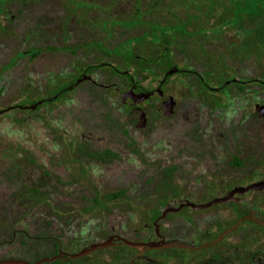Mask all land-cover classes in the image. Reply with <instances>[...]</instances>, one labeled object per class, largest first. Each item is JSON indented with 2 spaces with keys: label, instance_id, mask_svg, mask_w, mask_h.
<instances>
[{
  "label": "rangeland",
  "instance_id": "rangeland-1",
  "mask_svg": "<svg viewBox=\"0 0 264 264\" xmlns=\"http://www.w3.org/2000/svg\"><path fill=\"white\" fill-rule=\"evenodd\" d=\"M258 2L264 4L259 0H0V240H6L9 253L36 259L41 249L52 250L54 239L65 251H77L96 238H105L110 226L127 228V234L135 238L132 230L149 223L155 206L168 194L162 176L146 177L158 163L141 157L159 153L163 140L181 146L196 143L204 158L217 153L223 164L231 150L222 133L240 143L244 139L251 170L255 164L264 165V119L252 118L245 127L221 115L215 118V137L212 100L219 96L205 90L191 73L177 72H200L208 86L215 85L211 75L219 67L226 72L230 53L244 56L243 49L232 45L234 37L226 28L213 32L211 27L226 19L216 17L217 11L229 4L243 8L242 3L244 9H252ZM262 47L254 44L247 50L251 72L259 69L255 57H260L259 49L264 57ZM136 53L140 58L133 60ZM104 62L114 69H129L149 88L156 86L169 66L175 68L165 86L178 100L175 116L166 119L168 126L150 125L149 136L126 133V113L113 93H97L86 102L77 96L69 103L72 94L66 87L78 72ZM96 72L105 82L117 78L103 65ZM60 90L64 91L56 100L28 108ZM260 96L264 100V93ZM255 98L250 96L249 112ZM151 110V120H159L156 109ZM238 117L239 123L241 113ZM77 123H89L92 132L104 137L103 145L120 152L115 160L94 163L88 176L87 163L74 158L69 148V139L77 136L72 125ZM214 138L218 150L213 149ZM203 168L213 166L204 161ZM219 169L227 172V168ZM201 179L203 188H170V194L201 203L226 189L210 188V172ZM230 210V205L194 212L183 208L171 217L200 218ZM198 228L192 224L174 232ZM117 260L111 248L68 264H118Z\"/></svg>",
  "mask_w": 264,
  "mask_h": 264
},
{
  "label": "flooded vegetation",
  "instance_id": "flooded-vegetation-1",
  "mask_svg": "<svg viewBox=\"0 0 264 264\" xmlns=\"http://www.w3.org/2000/svg\"><path fill=\"white\" fill-rule=\"evenodd\" d=\"M259 1L264 2V0ZM258 4H255L252 9H244V3H242L243 8H235L229 4L226 10L217 11L216 17L222 16L226 19L222 21H225L224 23L212 26L211 28H215L213 32L217 33L226 28L234 37L232 45L243 49L244 56H236L237 51L230 53L232 57L229 59V65L231 66L226 72H222L219 67L211 75L212 80L216 82L215 85L208 86L205 76L200 72L188 69L177 71L182 74L191 73L205 90L219 96L217 99H213L214 101L212 100V106L215 109L211 114V127L214 129L212 133L215 137L218 134L215 132L218 127L215 118L221 115L227 122L232 119L235 120V125L242 124L245 127L252 118L257 122L264 119L260 108L264 106V100L261 96L258 97L259 94L264 93V57L259 49L257 54L261 55L259 58L255 57L259 65L256 72H251L247 58L251 55L247 50L254 44L264 47V4H260V2ZM42 44L48 45V42ZM138 58L140 56L136 53L133 60ZM102 65L108 67L117 78L110 82H105L106 79L101 80L96 71L98 68L101 69ZM174 69L169 66L161 75L156 86L149 88L140 83L129 69H114L108 62L99 65L89 64L85 66L86 71L78 72L76 78L66 87V90L72 94L69 103L74 102L77 96L86 102L88 98H92L97 93L102 96L113 93L119 96L122 110L126 113L128 121L126 133L134 136H149L153 128L150 125L162 123L168 126L166 119L175 116L177 97L165 88L173 72L171 70ZM74 70L78 69L74 68ZM230 86L233 88L230 89ZM63 91L60 90L52 95L49 94L51 96L42 97L40 101L28 108H38L43 103L52 102L61 97ZM250 96L256 97L251 112L248 111ZM170 97L171 100L167 101ZM73 99L75 100L73 101ZM164 101L166 102L164 103ZM154 108L156 109L155 113L159 114L157 116L159 120L163 121L151 120V113L154 112L151 109ZM8 109L10 108H6V111ZM239 113H241L242 119L238 123ZM77 125H72L73 134H77V136L69 139V148L74 158H78L82 164L87 163L86 176H88L89 169L95 167L94 163L103 164L107 160H115L120 155V152L103 145L104 137L97 136L92 132L89 123L85 125L77 123ZM220 136L231 150L226 154V162L223 164L220 163L222 159L218 157L217 153L211 158H204L196 143L190 145L182 143L183 147L181 143L163 140L161 142L163 149L159 153L141 155L146 158V161L158 163L157 168L146 172V177L162 176L161 182L164 183L163 188H168L165 191L168 194H165V198L162 196L163 199H160L159 204L155 206L157 211L151 213L150 222H143L141 230H132L135 238L127 234V228L115 229L114 226H110L109 233L105 238H96L93 242L81 246L77 251H65L58 239H54L52 250L45 252L41 249L36 259L9 253L6 240H0V264H13L12 261H21L26 264H57L58 262L68 264L69 260L77 261L96 251L111 248L115 249L118 255V264H264V201L262 198L264 197V173H262L264 171L261 168L264 165L262 162L255 164V169L251 170L247 144L244 139L240 143L239 139L234 137L226 138L222 133ZM212 144L213 149L215 147V150H218L216 138L213 139ZM193 146L194 149H192ZM180 148H184L182 152H180ZM204 161H210L213 168H203ZM219 167L227 168V172L220 170ZM208 172L213 177L210 188H226L222 195H214L207 201L194 203L188 200L189 197L173 198L170 194V188H203L201 178ZM253 173L254 176L251 178ZM245 188L255 189L245 190ZM222 197H226V201L207 208L192 209L189 206H182L177 209L181 204L187 202L204 204L214 198ZM219 205H230L231 210L215 212L200 218L195 215L171 217V215L179 214L183 208L194 212L208 210ZM102 224L106 225L107 222ZM192 224L199 226L197 231L174 232V228ZM204 226H206L205 229L202 228ZM19 234L29 238V234L24 231ZM15 235L12 233V237ZM125 241L145 243V245L139 249L127 245ZM83 250H88V252L76 256Z\"/></svg>",
  "mask_w": 264,
  "mask_h": 264
},
{
  "label": "water",
  "instance_id": "water-1",
  "mask_svg": "<svg viewBox=\"0 0 264 264\" xmlns=\"http://www.w3.org/2000/svg\"><path fill=\"white\" fill-rule=\"evenodd\" d=\"M175 70V69H174ZM173 70H171L172 72ZM171 100V97L167 99V101H170ZM166 101H164L165 103ZM170 107L172 106V104L170 103L169 104ZM261 110H262V115H264V106H261L260 107ZM259 111V109H257ZM248 189H255V188H245V190H248ZM226 201V197H222V198H214L212 199L211 201L207 202V203H204V204H193V203H190V202H187V203H184V204H181L177 209H179L180 207L182 206H189L191 207L192 209H202V208H207V207H210L216 203H222ZM125 243L129 246H133V247H136V248H141L143 245H145V243H133V242H128V241H125ZM86 252H88V250H83L81 251L80 253H78L76 256H79V255H83L85 254ZM13 264H26L25 262H21V261H12Z\"/></svg>",
  "mask_w": 264,
  "mask_h": 264
},
{
  "label": "crops",
  "instance_id": "crops-1",
  "mask_svg": "<svg viewBox=\"0 0 264 264\" xmlns=\"http://www.w3.org/2000/svg\"><path fill=\"white\" fill-rule=\"evenodd\" d=\"M153 6H155V4Z\"/></svg>",
  "mask_w": 264,
  "mask_h": 264
}]
</instances>
